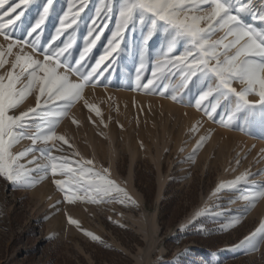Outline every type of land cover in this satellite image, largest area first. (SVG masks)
<instances>
[{
	"label": "rangeland",
	"instance_id": "1",
	"mask_svg": "<svg viewBox=\"0 0 264 264\" xmlns=\"http://www.w3.org/2000/svg\"><path fill=\"white\" fill-rule=\"evenodd\" d=\"M81 2L56 0L38 30L41 36L37 46L47 50L49 44L55 48L71 41L65 55L70 54L68 62L74 64L87 40L99 35L83 62V70H87L109 47L122 0H87L78 23L56 38L62 17L67 13L71 18L69 5L75 8ZM45 5L46 0H30L24 15L10 26L14 38H29ZM148 30L150 18L143 25H130L115 62L95 86L84 89V99L76 102L67 116L47 117L55 134L63 135L68 143L57 140L33 145L25 137L13 146L14 154L27 152L19 162L28 172L16 183L0 177V264H264V243L255 249L241 244L264 223V199H257L254 206L243 199L251 195L244 193L247 181L218 191L221 184H230L245 173L248 178L263 177L264 136L256 132V124L264 118V108L236 113L222 101L217 110L219 118L215 122L209 119L195 106L206 90L205 82L194 76L186 88H181L184 77L178 68H156L158 59L182 55L188 45L178 39L165 57L171 39L166 36V26L158 25L155 33L160 38L156 43L152 38L144 42ZM222 35L217 33L216 38ZM142 57L145 64L140 69ZM4 59L8 63L0 67V77L7 82L14 56ZM153 71H157L155 79ZM148 80L153 83L143 87ZM164 88L168 92L159 95ZM176 89L178 99L173 101L169 94ZM168 100L173 106L165 103ZM210 101L215 102L211 96L201 101L202 107ZM32 107L35 97L29 95L13 111L19 115ZM52 107L55 110V105ZM92 108H98L99 114ZM34 124L39 126L29 129L30 135L38 133L40 127L48 129L43 121ZM205 136L208 139L197 149ZM34 148H49L52 156L67 157L65 163L73 169L79 167L77 161L92 160L93 164L86 167L113 180L131 199L118 192L102 197L99 203L82 199L83 193L72 177L59 169L55 177L50 168L44 172L43 166L51 161ZM33 160L39 163L35 171L30 167L35 164ZM89 178L84 177L81 187H89L85 184ZM57 179L65 182V189L71 187L75 192L72 203L64 199V192L55 184ZM69 216L80 226L69 223ZM86 232L99 239L93 240Z\"/></svg>",
	"mask_w": 264,
	"mask_h": 264
},
{
	"label": "snow or ice",
	"instance_id": "2",
	"mask_svg": "<svg viewBox=\"0 0 264 264\" xmlns=\"http://www.w3.org/2000/svg\"><path fill=\"white\" fill-rule=\"evenodd\" d=\"M55 2L56 0H46L42 14L29 32V38L20 40L14 38V28L10 26L24 15L30 0H13V3L0 0V37L3 38L0 41V67L8 63L4 59L5 56H14V61L11 62L13 71L8 73L7 82L4 77H0V177L5 180L16 183L22 181L27 175L28 169L19 162L27 155V152L17 155L12 151L13 146L22 138L31 139L33 145L40 141L48 145L57 140L68 143L63 135L55 134L47 117L52 114L59 117L67 116L71 107L84 99V89L95 86L96 80L103 75L104 70L115 62L122 38L130 25L134 23L143 25L148 18H150L151 30L148 31L146 40L151 39L158 25L162 23L166 26V34L171 39H169L165 57L172 52L178 39L182 38L188 45L182 55L177 54L175 57L164 60L158 59L156 68L157 71L162 70L164 66L178 68L184 77L181 88H186L187 82L194 76L199 82H205L206 90L199 95L195 106L209 119L215 122L219 118L217 110L222 101L224 107L231 105L236 113L254 110L257 107L264 108V32H257L239 14L252 11L251 0H243L239 7L234 0H122L118 10L116 30L108 41L109 47L96 61L95 66L87 70H83L86 68L83 62L90 48L94 46L95 40H99V35L87 40L79 60L74 64L68 62L70 54L65 55L71 47V41L62 42L63 46L58 45L55 48L49 44L47 50H41L37 46L41 36L38 30L45 23ZM260 2L264 4V0ZM6 4L7 7H5ZM86 5L87 0H82L75 8L69 5L68 11L71 18L67 13L62 17L55 34L56 38L67 28H72L78 23ZM205 5L207 7H204ZM106 11L111 12L112 9L106 7ZM12 13H15V16H12ZM5 17L8 19L5 20ZM259 18L264 20V14H261ZM92 24H96L95 19ZM92 31L93 29L90 28L89 36ZM220 32L223 35L216 38V34ZM14 49H16L15 52ZM41 55L43 58H38ZM144 64L142 57L140 69L144 68ZM101 65H104V68H101ZM16 69H19V72H15ZM157 71L152 72L154 79L157 77ZM139 81L140 73L138 72V84ZM152 83L153 80H148L143 87ZM17 84H22V87L18 88ZM177 91L178 89L169 94L173 101L178 99ZM167 92L168 89L164 88L158 94L165 95ZM29 95L35 97V107L17 115L13 110ZM210 96L215 102L210 101L202 107L201 101ZM84 103L92 107L87 100H84ZM92 110L99 114L98 108H92ZM36 121H43L48 125V129L40 127L38 133L28 134L29 129L39 126L34 124ZM206 139H208L207 136L201 139L197 149ZM33 151H39L42 156L51 161L50 165L43 166L46 174L50 168L52 176L55 177L59 169L62 174L72 177L76 181L77 188L83 193L82 199L88 197L91 202L99 203L102 197L112 192L121 193L124 199H131L127 192L113 180L100 173H93L92 168L86 167L93 164L92 160L82 163L77 161L79 167L73 169L66 165L67 157L52 156L49 148H34ZM58 160L60 163H57ZM31 163H35V160ZM85 176L92 177L85 181L89 187H81L80 182ZM247 179L248 174L245 173L230 184H221L218 191L232 188ZM55 184L64 192L66 202L72 203L75 192L71 190V187L65 189V182L58 179L55 180ZM243 199L254 206L257 199H264V192H259L257 197L246 195ZM120 202L123 203L124 200ZM200 214L202 213H197V215ZM68 219L69 223L80 226L77 220L70 216ZM85 234L91 236L93 240L99 239L90 232ZM258 243H264V223L241 241L242 245L253 249Z\"/></svg>",
	"mask_w": 264,
	"mask_h": 264
},
{
	"label": "bare ground",
	"instance_id": "3",
	"mask_svg": "<svg viewBox=\"0 0 264 264\" xmlns=\"http://www.w3.org/2000/svg\"><path fill=\"white\" fill-rule=\"evenodd\" d=\"M235 3H237V6L239 7V5L241 3H243V0H234ZM251 6H252V11H245V12H240L239 14L242 16V18L244 19V21L250 25L253 29H255L257 32H264V20H261L259 17L261 14H264V4H262L260 2V0H251ZM149 31V30H148ZM148 33V32H147ZM146 33V34H147ZM137 35V34H136ZM165 35V34H164ZM167 36V35H166ZM165 36V37H166ZM146 38V37H145ZM153 39V43H156V40L160 37H158V34L155 33L152 37ZM159 41V40H158ZM157 41V42H158ZM144 42H148V40H144ZM160 42V41H159ZM158 42V43H159ZM169 43V42H167ZM152 44V43H151ZM159 45V44H158ZM159 52V51H158ZM157 54V53H156ZM127 68L128 70H131L132 68V64L129 63L127 64ZM116 74V73H113ZM167 105H172L169 100L165 102ZM173 106V105H172ZM189 125V124H188ZM191 125V124H190ZM257 128L260 134H262L264 136V118L262 120H260L258 122ZM256 128V127H255ZM201 130V128H200ZM199 131V130H198ZM213 135V134H212ZM257 137V136H256ZM259 137V136H258ZM261 137V135H260ZM259 137V138H260ZM211 139V138H210ZM240 139V138H239ZM259 141V140H258ZM261 142V141H260ZM193 146V145H192ZM37 161V160H36ZM230 161V160H229ZM132 166V165H131ZM34 171L39 167V163H35L32 166H30ZM133 167H131L130 169V174H129V181L131 182L133 180L132 176H133ZM39 169V168H38ZM38 174V173H37ZM262 174H264V171L262 172ZM246 187H244V193H249L254 197L258 196L259 192H263L264 191V186H262V184L264 185V175L261 178H257V177H253L250 176L247 180H246ZM163 182V180L161 181V183ZM165 182V181H164ZM163 182V183H164ZM165 184L161 185L160 187V195H162L163 190H164ZM159 195V196H160ZM250 195V196H251ZM161 197V196H160ZM191 218V217H190ZM187 221V220H186Z\"/></svg>",
	"mask_w": 264,
	"mask_h": 264
}]
</instances>
